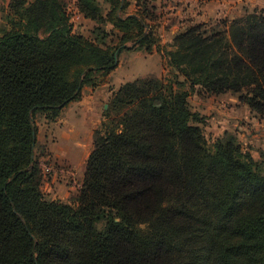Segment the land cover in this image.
<instances>
[{"label": "trees", "instance_id": "trees-1", "mask_svg": "<svg viewBox=\"0 0 264 264\" xmlns=\"http://www.w3.org/2000/svg\"><path fill=\"white\" fill-rule=\"evenodd\" d=\"M66 1L11 0L2 17L0 264H264V165L236 132L209 142L185 88L235 94L264 119V13L184 29L166 54L172 78L114 92L66 204L42 190L38 120L57 122L105 82L118 51L160 45L155 0L131 15L128 0H103L106 12L70 0L96 24L90 36L75 32Z\"/></svg>", "mask_w": 264, "mask_h": 264}, {"label": "crops", "instance_id": "crops-1", "mask_svg": "<svg viewBox=\"0 0 264 264\" xmlns=\"http://www.w3.org/2000/svg\"><path fill=\"white\" fill-rule=\"evenodd\" d=\"M163 1L166 7L162 8V15L168 17L169 24L167 30L159 32L160 45L164 43L171 46L175 36L191 26L216 25L220 20H234L253 12L264 13V0H155V3L161 7ZM148 56H157L162 61L157 52ZM162 73H165L164 68L161 69ZM161 74L152 76L160 78ZM110 77H113L112 74L108 76L107 82L97 88L85 86L79 99L64 108L57 122L45 124L48 129V157L53 164L58 163L60 166L53 174H49L52 175L49 181L43 180L42 190L52 200L71 204L78 193V190L65 187L61 178L69 176L62 167L76 170L83 181L87 161L93 151L94 132L103 119L101 108L107 107L112 94L123 84L112 82Z\"/></svg>", "mask_w": 264, "mask_h": 264}, {"label": "rangeland", "instance_id": "rangeland-1", "mask_svg": "<svg viewBox=\"0 0 264 264\" xmlns=\"http://www.w3.org/2000/svg\"><path fill=\"white\" fill-rule=\"evenodd\" d=\"M10 1L11 0H0V26L3 23L2 17L5 11L8 9ZM97 1L104 8V12H106L108 10V6L104 4L103 0ZM128 1L131 3L133 2L131 4L132 6H129L124 11L123 15H129L136 12V7H134V4L137 0ZM162 3L163 6L160 7V11L158 12L160 19L158 22L152 23L155 26H159V28L157 27L159 32L162 29L167 30V26L169 24V22H167L168 17L162 15L164 13L162 8L166 7L164 1ZM66 6L68 8L69 14L72 16L75 32L82 33L85 36H90L91 31L94 27H96V24L90 20H86L83 18V16L78 14L75 8L76 6L74 5V1L67 0ZM166 35L168 36V33ZM117 42L118 40L115 41V43ZM162 44L159 45V47H157V49H155L153 52H157L159 55H161L162 61H160L157 56H148L150 54H146L142 51H120L117 57V70L115 69L111 73L113 76L110 77L112 82H117V84L123 82V84H125L139 79L154 77L152 75L158 76L161 74L162 68H164L165 73H162L160 78H172L175 72L171 68L166 54L167 52L173 50V47L169 44ZM158 48L160 50H158ZM105 79V82H107L109 78L105 77ZM178 80L183 81L184 79L182 76H178ZM103 84L104 82L102 81L101 85ZM86 87L89 88V86ZM185 88L190 94L189 105L192 112L197 113L203 119L202 127L209 142L212 143L216 139L222 137L225 132H236L244 147L251 150L254 159L264 165V119H260L251 114L249 108L245 105H242L238 99V96L235 94L226 93L220 96H214L201 93L199 88H197L196 91H191L187 86ZM107 103H109V101ZM101 109L103 119L95 132L102 128L105 123H108V118L105 115L108 105L106 108L102 107ZM45 124L46 122L43 118L38 120V144L36 149V157L40 158V161L42 160L41 166L53 164V161L48 157V139L46 137L48 129L46 128ZM57 164H54L55 170L60 168V166ZM43 166L41 167L43 175L45 176V178L43 177V180L46 182L49 181L48 179L50 176H52L49 174H53L55 171L47 172L45 169H43ZM62 170L69 176L61 178L66 184L65 187L67 189L73 188L74 191L79 190L82 180L80 175L77 174L78 172L70 167L64 166L62 167ZM71 172L75 173L74 179L70 175ZM45 195L48 197V194Z\"/></svg>", "mask_w": 264, "mask_h": 264}, {"label": "built area", "instance_id": "built-area-1", "mask_svg": "<svg viewBox=\"0 0 264 264\" xmlns=\"http://www.w3.org/2000/svg\"><path fill=\"white\" fill-rule=\"evenodd\" d=\"M43 169H45L47 172L55 171V165L54 164H50V165L47 164V165L43 166ZM70 175L73 179L75 178V173L71 172Z\"/></svg>", "mask_w": 264, "mask_h": 264}, {"label": "water", "instance_id": "water-1", "mask_svg": "<svg viewBox=\"0 0 264 264\" xmlns=\"http://www.w3.org/2000/svg\"><path fill=\"white\" fill-rule=\"evenodd\" d=\"M118 53H119V51H118V52L116 53V55H115V58H116V64H117ZM33 136H34V143H35V141H36V133H35V130H34Z\"/></svg>", "mask_w": 264, "mask_h": 264}]
</instances>
